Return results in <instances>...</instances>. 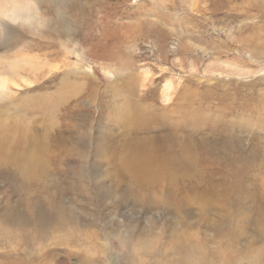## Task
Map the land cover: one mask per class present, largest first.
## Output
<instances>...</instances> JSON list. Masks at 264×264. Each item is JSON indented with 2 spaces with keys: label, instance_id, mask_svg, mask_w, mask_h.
Here are the masks:
<instances>
[{
  "label": "rangeland",
  "instance_id": "obj_1",
  "mask_svg": "<svg viewBox=\"0 0 264 264\" xmlns=\"http://www.w3.org/2000/svg\"><path fill=\"white\" fill-rule=\"evenodd\" d=\"M34 1L0 0V116L11 125L0 129V264H264L258 203L250 207L241 182L219 200L226 182L207 185L205 174L191 192L170 162L154 168L166 182V171L178 174L172 192L137 190L126 171L142 156L152 112L157 134L173 135L172 152L187 155L186 169L207 173L206 149L229 173L241 168L219 130L228 124L243 149L264 137V126L255 133L245 123L264 100V0ZM248 2L262 6L257 18L242 14ZM107 50L118 61L103 59ZM53 102L56 111L42 113ZM158 149L147 145L146 155H169ZM263 154L248 181L264 208ZM227 229L239 248L253 242L256 250L228 261Z\"/></svg>",
  "mask_w": 264,
  "mask_h": 264
},
{
  "label": "bare ground",
  "instance_id": "obj_2",
  "mask_svg": "<svg viewBox=\"0 0 264 264\" xmlns=\"http://www.w3.org/2000/svg\"><path fill=\"white\" fill-rule=\"evenodd\" d=\"M33 2H35L34 0H32ZM194 2H206L207 0H193ZM197 4H195L196 6H199ZM17 4V3H16ZM214 11H220L221 10V6L220 5H216V6H212L211 7ZM234 8L236 9V7L234 6ZM243 11H242V14H249L247 17L248 18H257L258 16L257 15H252V12H256L257 14L261 13L262 11V6L261 5H258L257 3H254V2H248V3H245V4H242L241 7H240ZM198 9H200L198 7ZM19 10V8H18ZM202 10V9H200ZM237 10V9H236ZM23 9L21 10V13H20V16H23L25 15L23 12ZM203 11V10H202ZM255 25V24H254ZM156 26V25H154ZM62 27V25H61ZM250 28L252 29V27L250 26ZM63 31L65 32V35H67V33L70 31L69 29H66V28H63ZM255 30L257 32H261L262 28L259 26H255ZM157 32V31H156ZM69 35V34H68ZM67 35V36H68ZM257 36V35H256ZM245 39H251V38H242L240 41H243ZM253 42H254V39H253ZM260 47L264 46V43L261 44L259 43L258 44ZM102 55V58L103 59H106V60H110V61H118V58H115L113 57V54H112V51L110 50H107L105 51ZM258 55H264V51L263 52H258L257 53V56ZM120 59V58H119ZM262 59V58H261ZM121 61V60H120ZM4 72H6L5 68H3ZM123 72V71H122ZM129 80V79H128ZM4 88V84L2 86ZM128 90V89H127ZM116 97V96H115ZM64 101V100H63ZM106 103V102H105ZM247 103H249L248 106L251 105L252 102L248 101ZM256 104H253V106L255 108H258V110L254 111V114H255V120L254 122H251L250 120H248V122H245L247 125H246V129L248 130H252L253 132L256 133V131L258 130V128L260 129L259 126H264V100L262 99V102L260 100V98H257V101L255 102ZM48 104V103H47ZM106 105V104H105ZM6 107V106H5ZM43 111L42 113H45L48 115L49 111H56V108L57 106L55 105V103H50V106H43ZM133 108V107H132ZM105 109V108H104ZM192 110V109H191ZM194 110V109H193ZM192 110V112H193ZM4 112H6L5 110H3ZM143 112V111H142ZM238 113V112H237ZM192 114V113H191ZM1 115V114H0ZM247 115V114H245ZM243 116V117H246V116ZM38 116V115H37ZM42 116V115H40ZM126 116V115H125ZM159 116V115H158ZM2 116H0V119ZM45 116H42L41 118L43 119ZM196 117V116H195ZM199 117V116H198ZM237 117V116H236ZM239 117V116H238ZM240 117H242L240 115ZM162 118V117H161ZM249 118V116H248ZM35 119V118H34ZM244 119V118H243ZM250 119V118H249ZM129 121L132 122L131 119H127ZM203 120V119H202ZM239 120V119H238ZM2 122H0V129L4 130V128H8V127H11V125L9 124V126L7 125L6 122H4V120H0ZM197 121V120H196ZM245 121V120H244ZM134 122V121H133ZM163 122V121H162ZM166 122V121H165ZM200 122V121H199ZM202 122V121H201ZM139 123V122H138ZM164 123V122H163ZM238 123V122H237ZM240 123V122H239ZM243 123V122H242ZM241 123V124H242ZM182 124V123H181ZM56 125V124H55ZM166 125V124H165ZM222 125L225 127V128H222L220 131L222 130H226V136H222L221 137V140L225 143H228L230 145H233L235 147V149L238 150V154L237 155H234L236 157V159L238 160L237 162H240L241 164V168H236L233 170L232 173H229V164L228 165H223L221 162H219L217 165L214 163V159L215 157L214 156H209L210 154V150L209 149H206L205 151V159L202 161L201 163V167H202V164L204 162V168L206 169L205 171H207V173H204L200 170H194L193 168H188L186 169L185 168V165L188 164L186 162V157L187 155H184L178 151H173L172 152V136H169V134L165 133L163 131L164 134H157V130H161L160 129V121L159 119H157V115H153V112H152V115H147L144 122L142 123V129H146L147 130V136L145 137H141L142 140H144L142 142V144L139 146L138 148V151L141 153V157L139 158V160L137 159H134L131 161V166L129 168H126V171H127V174H129L130 176H132L131 178V182L132 184L134 185V187L137 188V190H140V191H145V192H153L155 191L156 189H158L159 186H162V189H160L159 191L162 192L164 190V192H172V191H176L177 190V186H178V180L175 181V177L178 175L175 176L174 172L172 171H166L165 172V176L168 177L169 181L166 182L165 180V177H164V174L163 172H161V169L158 168V169H155L154 168V164H158V165H162L163 164H166V163H172V166H175V169L176 171L175 172H179L180 176L178 177L182 182L184 183H187L186 185V188L189 190V191H195L196 188H199V184H196L194 182V180L198 179V180H201L200 183L202 184L203 181L205 182L206 180V177L204 176L206 174L207 176V185L208 184H211L212 186L214 187H218V185L216 184V182H219V184L222 182H226L227 183V188H225L223 191L224 193L221 195L219 194V200H221L220 198H226V197H229L230 194L232 193V187H234V182H241L242 184H239V185H245L247 190L249 191V196H245V198H248L249 197V200L253 203H251V206L253 208L254 205H257L258 209H256L255 211L259 213L258 217L256 218V223L258 224L259 222L263 221L262 223V226H264V208L262 206V203L263 202L262 198L260 197V199H254V197L256 196L254 193H253V188H254V185H253V182H249L251 181L250 178H249V172L252 168H254V166L256 165V160H257V155H259V153L263 154L264 153V137L261 136L259 138H257L256 142L257 143H253V147L250 148V149H247V148H241V140L243 141L242 138H240L239 136H237L236 134H233L231 132V129H230V126L228 124H225V123H222ZM234 125V124H233ZM7 126V127H6ZM39 126V125H38ZM111 126V125H110ZM242 126V125H241ZM244 126V125H243ZM48 127V126H47ZM107 127V126H106ZM141 127V126H140ZM184 128V126H182ZM132 128L135 129V126L134 124L132 123ZM178 128V127H177ZM243 128V127H242ZM107 129V128H106ZM188 129V128H187ZM186 129V130H187ZM201 129V128H200ZM234 129H236L234 127ZM264 129V127L262 128ZM261 131H264L262 130ZM46 130V129H45ZM237 130H239L237 128ZM243 130V129H242ZM5 131V130H4ZM151 131H153L155 134H152ZM174 131V130H173ZM241 131V130H240ZM251 131V132H252ZM133 132V131H132ZM138 132V130H137ZM227 132L229 134H231L229 137H227ZM243 132V131H241ZM179 133V132H178ZM200 133V132H199ZM3 131H0V144L3 143V140L2 139V135H3ZM7 134V133H6ZM9 134V133H8ZM133 134V133H132ZM136 134V133H135ZM175 134V132H174ZM183 134V133H182ZM185 134V133H184ZM183 134V135H184ZM264 134V132H263ZM190 135V134H189ZM195 135V134H194ZM214 135H220V134H217L215 133ZM233 135V136H232ZM4 136V135H3ZM181 136V135H180ZM178 136V137H180ZM192 136V135H191ZM5 137V136H4ZM190 138V137H188ZM251 138V137H250ZM11 139V138H10ZM176 139V138H175ZM185 139H187V137H185ZM184 139V140H185ZM207 139V137H206ZM156 140H160L162 142V144L164 145H158V144H155V143H152L153 141H156ZM183 139H181L180 141H182ZM5 141V140H4ZM148 141H152V142H148ZM174 141V140H173ZM187 141V140H185ZM208 141V140H207ZM145 142V143H144ZM195 142V141H194ZM209 142V141H208ZM216 142V141H215ZM6 143V141H5ZM183 143V142H181ZM189 143V142H188ZM210 144V143H209ZM251 144V142H250ZM147 145L151 148H154V149H158V148H167L169 150V155L166 157L164 155L160 156L159 154H155L153 155L152 157H148L146 155V151H147ZM180 145V143H179ZM191 145V143H190ZM196 145V144H195ZM263 145V146H262ZM138 146V145H137ZM181 146H183L181 144ZM188 146V145H187ZM184 147V148H187ZM199 146V145H198ZM262 146V147H261ZM192 147V146H190ZM182 148V150L184 149ZM189 148V147H188ZM187 148V149H188ZM194 148V146H193ZM214 148V147H213ZM195 149V148H194ZM159 150V149H158ZM190 150V149H189ZM192 150V148H191ZM190 150V151H191ZM251 150V151H249ZM151 151V150H150ZM193 151V150H192ZM249 151V152H247ZM185 152V151H183ZM187 152V151H186ZM185 152V153H186ZM152 154V153H151ZM234 154V153H233ZM4 158V157H3ZM194 158V157H193ZM262 158V157H261ZM260 158V159H261ZM9 159V158H8ZM0 160H3L2 159V156H0ZM6 160V159H4ZM14 160V159H13ZM16 160V159H15ZM18 160V159H17ZM26 160H30V158L28 159L27 157L22 161L24 163H28V161ZM195 160V159H193ZM20 161V160H19ZM188 161V160H187ZM263 161H264V154H263ZM262 161V163H263ZM15 162V161H14ZM189 162V161H188ZM192 162H195V161H192ZM17 163V162H16ZM19 164V163H18ZM29 164V163H28ZM34 164V163H33ZM194 164V163H193ZM21 165V164H20ZM23 165V164H22ZM31 165V164H30ZM35 165V164H34ZM192 165V164H190ZM196 165V164H195ZM13 165L11 164V167ZM14 166H15V163H14ZM13 166V167H14ZM19 166V165H18ZM24 166V165H23ZM29 166V165H28ZM127 166V165H126ZM259 166V164H258ZM261 166V165H260ZM22 167V166H21ZM25 167H27V165H25ZM169 167V166H168ZM264 167V166H263ZM29 168V167H28ZM31 168V166H30ZM41 169V168H39ZM193 169V171H192ZM43 171V170H41ZM41 171H39L41 173ZM34 172H35V169H34ZM181 172H184V174H182ZM193 172L192 175H194V179H190V180H186L188 178H190V174ZM23 174V173H22ZM44 174V173H43ZM43 174L41 173L40 175H37L39 178H42ZM232 174V177L234 178L233 180L232 179H229V175ZM24 177V175H23ZM25 178L26 179H29L28 182H32L31 181V176L29 174H26L25 175ZM249 180V181H248ZM189 183V184H188ZM221 183V184H222ZM250 185V186H249ZM220 187V186H219ZM218 189V188H217ZM251 189V192L250 190ZM221 190H222V187H221ZM234 190V189H233ZM246 190V191H247ZM158 191V190H157ZM203 194H209L211 192V188L209 186H207L206 188L203 189ZM262 192V191H261ZM221 195V197H220ZM264 197V196H262ZM218 199V198H217ZM240 201H242V198H239ZM184 201L183 199H180L178 200L177 202L182 204V207L184 205ZM228 201H229V198H228ZM222 202V201H221ZM216 203V202H215ZM224 203V202H223ZM202 208H205V207H202ZM181 209H184V208H181ZM255 209V208H253ZM205 214V213H204ZM203 214V215H204ZM231 215L229 214L228 217H224L223 220H226L227 222L229 221V217ZM239 223L240 222H244L245 219L242 218V219H238ZM219 223V222H218ZM254 223V222H253ZM252 223V224H253ZM187 233H184V234H181V235H186ZM244 234V233H243ZM226 236L229 238V241H231L234 245L232 246V248L230 249V251L228 252V249L226 250L225 253H227L225 256L227 258L228 261L230 262H234L236 261L237 257H238V253L239 255H247V256H250V252L252 250H256V246H255V243H250L248 245H245L244 248H239L238 247V240H239V237L236 235L235 233V230L234 229H227L226 230ZM264 237V232H261L259 234V239ZM230 242V244H232ZM262 243V246H264V240L261 242ZM242 250V251H240ZM88 248H85L83 250V252L85 254L88 253ZM67 252H70L67 250ZM256 257H259L256 256ZM82 262L88 264L89 263V260L88 258H82L81 259Z\"/></svg>",
  "mask_w": 264,
  "mask_h": 264
}]
</instances>
